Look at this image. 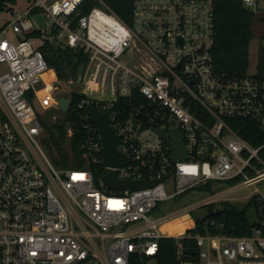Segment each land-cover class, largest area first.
<instances>
[{
  "label": "built area",
  "instance_id": "2783aa9c",
  "mask_svg": "<svg viewBox=\"0 0 264 264\" xmlns=\"http://www.w3.org/2000/svg\"><path fill=\"white\" fill-rule=\"evenodd\" d=\"M215 2L123 0L120 14L108 0H29L14 11L0 30V264H97L94 258L129 264L131 254L152 264L164 237L177 241L180 264H264V143L253 145L241 133L243 120L264 130V77L249 69L245 76L217 71ZM241 3L254 14L264 11V0ZM36 8L48 27L35 22ZM35 30L38 36L26 37ZM46 41L84 57L83 89L74 87L73 76L57 78L40 48ZM57 82L73 85L66 110L54 96ZM49 87L51 102L43 98ZM75 95L80 99L63 143L72 162L61 166L39 141L45 130L39 108L63 111V123ZM88 106L108 112L120 137L119 166L104 164ZM175 127L182 158L173 155ZM110 170L121 180L157 182L109 188L103 177ZM254 170L262 171L251 176ZM235 178L237 185L212 197L229 200L236 187L255 185L245 196L257 215L250 234L225 233L215 219L205 233L163 230L193 208L165 213L166 202L207 181ZM183 237L195 239L196 260L182 259Z\"/></svg>",
  "mask_w": 264,
  "mask_h": 264
},
{
  "label": "trees",
  "instance_id": "16d2710c",
  "mask_svg": "<svg viewBox=\"0 0 264 264\" xmlns=\"http://www.w3.org/2000/svg\"><path fill=\"white\" fill-rule=\"evenodd\" d=\"M108 1L111 2L118 13L122 14L119 8L123 0ZM16 2L17 0H0V10L11 9L12 5ZM215 6V42L213 54L216 69L220 73H225L229 76H245L249 69V48L253 36L252 26L255 14L252 10L244 8L241 0H216ZM40 10L36 8L33 12L36 13ZM84 10L86 11V8ZM38 35L39 31L35 30L28 33L26 37ZM40 48L43 50L49 66L56 69L59 79L62 77L69 79L70 76L77 78L78 66L85 61L79 52L48 41L40 45ZM76 59H78V62H76ZM256 74L264 77V48L259 52ZM79 99L80 96L78 95L73 97L65 121L61 124L53 125L49 132L51 149L57 152L53 158V161L57 165L65 166L72 162L68 151L63 148V143H65L67 122L71 123L75 119L74 106ZM42 122L47 126L44 121ZM243 124L244 128L241 133L251 144L258 146L264 143V130L256 128L249 120H243ZM55 128L58 130L59 135L53 133ZM230 181V183H237L239 178ZM213 183V180L207 181L192 191H209L214 194L218 188L213 187ZM222 203V208H215L213 205H210L208 214L202 218L194 217L192 212L182 217L174 218L164 225L163 230L177 233L187 231L193 235L205 233L207 229L211 230V227H208L206 222L215 219L224 222L223 230L225 233L234 235L250 234L256 223L249 220L247 207L253 203L250 201L244 208H238L229 200L222 201ZM181 243L183 248L182 259L196 260L199 247L195 239L183 237ZM159 244V251L155 255L152 264H180L178 245L175 238H161ZM129 264H141L140 256L131 254Z\"/></svg>",
  "mask_w": 264,
  "mask_h": 264
},
{
  "label": "rangeland",
  "instance_id": "374dc122",
  "mask_svg": "<svg viewBox=\"0 0 264 264\" xmlns=\"http://www.w3.org/2000/svg\"><path fill=\"white\" fill-rule=\"evenodd\" d=\"M29 0H17L15 4H13L14 10L11 9H5L0 10V30L2 27L5 26V24L8 23V21L13 20L16 18L15 13H19L22 11L25 4H28ZM15 11V13H14ZM253 36L250 42V48H249V72L254 73L257 68V64L259 61V52L262 48H264V11L263 12H257L255 14V17L253 19ZM8 32L10 35H16L15 32L12 31L10 27H8ZM55 72L56 69L52 66L50 67ZM0 69L4 71V68L0 66ZM89 67H86V71H88ZM59 79V77L57 76ZM57 80V79H56ZM67 80V79H65ZM85 82V75H84V81ZM82 84L74 85V87L78 90L83 89ZM73 87L72 84L65 82V83H56L55 85V94L54 96H57L58 98L62 96L69 97L71 95L70 92H68ZM54 96L50 95H43V98L47 102H51L54 100ZM57 115V121L55 122L53 119V115ZM39 115L41 119L45 122V124L50 127L48 128L45 126L44 132H42L38 137L39 141L45 148L49 158L53 161V158L56 156L57 152L53 151L51 149V138H49V132L51 130V127L55 124H61L63 121L64 112L58 109H42L39 108ZM53 133L55 135H59L58 130L55 128L53 130ZM54 162V161H53ZM258 171L262 170H254L249 172L251 176L256 175ZM231 182V181H230ZM229 181H219L216 180L213 183V187L215 188H221V187H229L237 185V183H230ZM263 185V182L258 184ZM255 185L245 186V187H236L232 192L230 193V197L228 198L230 202L234 203L238 208H244L249 203V199L245 197L249 192H251L254 189ZM212 193L209 191H196V192H188L184 194L182 197L178 199L171 200L169 202H166L162 207L161 211L165 213H173L181 210L185 207L193 206L192 208V214L194 217L202 218L208 214L210 205H213L215 208H222V201L224 200H214L215 198L212 197ZM213 199V200H212ZM206 200V202H205ZM201 203L200 205H198ZM247 216L250 221H255L257 219L256 215V209L253 204L249 205L247 207ZM97 262V264H103L98 258H94ZM82 264H87L82 263Z\"/></svg>",
  "mask_w": 264,
  "mask_h": 264
},
{
  "label": "water",
  "instance_id": "95a60500",
  "mask_svg": "<svg viewBox=\"0 0 264 264\" xmlns=\"http://www.w3.org/2000/svg\"><path fill=\"white\" fill-rule=\"evenodd\" d=\"M35 22L39 27H48V22L46 21L45 16L42 12L35 13L33 16ZM78 62V59H76ZM85 69V62L79 64L77 69V83H81L83 79ZM69 98L61 97L59 102L63 110H66L69 104ZM93 120L99 125V129L102 135V143L104 145V164L109 166H119L120 161L118 157L117 145L120 142V137L113 131L109 124V115L108 112H98L92 106L86 108ZM162 135H165V131L161 132ZM171 136L173 138V155L175 158H182L186 156V150L183 143L182 133L177 127L172 128ZM103 180L109 188L113 189H139L153 185L157 180H121L118 178L115 170H110L107 174L104 175ZM89 264H95L93 261Z\"/></svg>",
  "mask_w": 264,
  "mask_h": 264
},
{
  "label": "bare ground",
  "instance_id": "6f19581e",
  "mask_svg": "<svg viewBox=\"0 0 264 264\" xmlns=\"http://www.w3.org/2000/svg\"><path fill=\"white\" fill-rule=\"evenodd\" d=\"M43 92H44L43 95H50L51 94V96H52V93L50 92V87L49 88H45Z\"/></svg>",
  "mask_w": 264,
  "mask_h": 264
}]
</instances>
